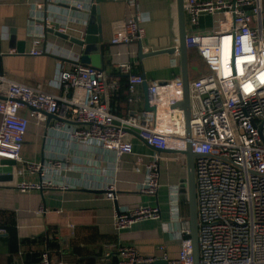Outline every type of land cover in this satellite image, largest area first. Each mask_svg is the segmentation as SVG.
I'll return each mask as SVG.
<instances>
[{"label":"crops","instance_id":"0c3cea01","mask_svg":"<svg viewBox=\"0 0 264 264\" xmlns=\"http://www.w3.org/2000/svg\"><path fill=\"white\" fill-rule=\"evenodd\" d=\"M32 1L44 4L46 15L51 19L67 12L72 16L79 14L61 4L53 5V0ZM131 1L106 0L101 5L100 61L109 75L105 101L113 112L120 107L121 103L116 97L121 88L119 85L114 87L116 80L113 79L119 65H131L140 75L145 66L151 88L149 103L144 85L137 84V102L131 104L129 101L130 110L126 117H130L131 110L148 113L156 117L155 123L160 131L186 135L181 57L175 61L174 54H163L142 59L143 47L149 49V52L144 51L146 54L174 49L178 45L177 0H138L142 24L148 37L143 44H124L119 38L133 8ZM193 1L186 0V3L189 5ZM20 4L21 0L0 1V46L5 53L0 61V73L16 83L32 87L42 85L52 95L82 101V90L68 89L66 86L64 73L68 64L65 65L64 60L54 55L74 52L81 55L84 63L94 66L93 56L86 53V45L81 46L50 33L41 48L44 51L55 49V53L49 52L41 57L31 55L34 47L30 35L33 12L30 8L27 12V7ZM255 8L264 11V0H255V5L247 8L249 19H255ZM90 23L91 16L73 23L70 38L84 41ZM246 27L245 21L238 20L230 13L203 15L201 24L189 31L191 81L216 72L226 79V84L223 81L221 85L227 94L233 92L235 83L242 86L240 96L263 87L264 54L250 42ZM235 34L238 38L237 77L232 68ZM153 81L157 82V87L153 86ZM7 92L6 86L0 87V96L6 97ZM0 102V135L7 136L0 140V149L13 154L8 160L18 161L14 168V181L0 180V211L16 214L19 240L24 241L17 254L4 239L8 234L0 237V264L33 263L36 257L42 260L47 251L51 253L53 264H120L119 249L126 246L135 247L144 257L162 258L160 250L166 247L171 260H181L186 254L193 259V237L184 228L185 223L192 225L190 190L183 189V183L189 178L185 141H171L168 151L160 153L148 144L146 136L142 135V139L128 133L123 160L118 163L116 152L105 150L95 143L84 144L72 140L69 131L83 128L82 125L56 116L53 118L46 113L38 118L33 115L37 109L31 106ZM148 107L154 110L148 112ZM158 156H161V188L156 200L144 196L142 188L149 177L147 166ZM28 164L42 168L19 173L20 168ZM22 182L39 185L53 182L56 188L23 193L18 188ZM115 182L120 190L117 203L119 212L158 202L162 219L158 222H140L129 232L119 233L113 226L114 212L106 200L105 191V187ZM48 209L98 210L99 222H74L71 223L76 224L73 229L62 223L49 226L43 212ZM67 232L71 234L66 235ZM41 238H44V242H40ZM52 244L56 247H51Z\"/></svg>","mask_w":264,"mask_h":264},{"label":"built area","instance_id":"2783aa9c","mask_svg":"<svg viewBox=\"0 0 264 264\" xmlns=\"http://www.w3.org/2000/svg\"><path fill=\"white\" fill-rule=\"evenodd\" d=\"M21 2L20 5L27 7V12L28 8L33 12L30 35L34 47L30 54L35 57L48 55L55 50L44 51L41 48L42 43L51 35L49 30L70 36L73 30L71 25L90 17L97 4L96 0H53V5L61 4L74 13L78 11L81 17L67 12L51 19L46 15L44 4L32 0ZM130 4L133 8L124 23L119 41L124 44H143L148 32L142 24L138 0H133ZM253 5L255 0H195L187 5L189 31L201 24L205 14L230 13L246 22L250 42L264 54V11L255 8V19H249L247 8ZM177 42L173 55L175 61L182 55L180 39ZM145 50L149 52L148 48ZM4 56L0 46V61ZM54 56L64 60L65 65L68 64L64 73L66 86L68 89L82 90V101L57 97L48 93L42 85L32 87L16 83L0 73V87H7V97L21 100L37 109L33 115L38 118L47 113L82 125L83 128L69 131L72 140L84 144L95 143L105 150L114 151L117 153L118 163L123 160L128 128L139 130L141 135L146 136L148 144L158 151L168 150L171 141L183 140L187 143L186 135L160 131L154 115L131 110L129 118L118 117L105 101L108 95V73L84 63L81 55L74 52ZM118 73L130 78L133 96L130 103L135 104L138 97L136 85L142 83L140 74L135 73L133 66L128 64L119 65ZM224 80L226 81L220 73L214 72L201 75L192 82L191 142L194 151L199 154L196 160V178L201 264H264V86L242 98V86L239 83L233 84V92L227 94L221 85ZM152 84L158 86L155 81ZM114 87H118V81ZM3 137L7 136L0 135V140ZM12 157V153L0 149V167L3 159ZM160 161L161 156H158L147 166L149 177L142 188L144 196L156 200L161 188ZM41 168L40 165L28 164L20 168L19 173L38 171ZM18 188L26 193L56 187L53 182L41 185L22 182ZM105 191L106 200L114 212L113 226L119 233L129 232L140 222H158L162 219L158 202L137 205L126 212H119L117 203L120 190L117 182L105 187ZM43 212L49 226L62 223L73 229L76 224L71 223L74 222H99L98 210L48 209ZM184 228L185 232L192 234L190 223H185ZM7 234L8 229L0 225V237ZM160 251L162 258L144 257L135 247H122L119 249L120 264H156L159 260L170 264H193L191 255L186 254L181 260H171L166 247H162ZM35 264H53L50 251L45 252L42 260Z\"/></svg>","mask_w":264,"mask_h":264},{"label":"water","instance_id":"95a60500","mask_svg":"<svg viewBox=\"0 0 264 264\" xmlns=\"http://www.w3.org/2000/svg\"><path fill=\"white\" fill-rule=\"evenodd\" d=\"M106 0H96L97 4L94 6L92 15H91V25L88 30L85 41H81L75 38H70L69 35H64L56 33L53 30H49L50 33H55L56 36L63 38L65 40H70L73 43H77L81 46L86 45V53L93 56L94 66L100 69L101 71L107 73V70L102 66V61H100L102 53V16H101V5ZM178 3V14H179V29H180V50H181V64H182V75H183V104L185 112V124H186V138H187V151L185 154L189 162V178L183 183V189L186 191L188 188L190 190V200L192 206V237H193V264H201V248H200V224H199V211H198V186L196 178V160L199 157L194 151L193 143L191 139L193 138L192 133V115H193V105H192V81H191V70H190V41H189V28H188V16H187V3L186 0H177ZM237 47H238V38L237 34L234 36L233 41V53H232V68L234 76H238L237 72ZM175 49H168L162 51H153L151 53L144 54V47L142 48V59L155 57L158 55L168 54L173 55ZM20 54V53H19ZM46 56V55H44ZM142 79V84L144 85V90L147 97V102L150 100V83L148 82V76L146 67L140 75ZM1 101L16 102L20 104L27 105L29 104L17 100L11 99L9 97L0 96ZM154 109L148 107L147 111L151 112ZM47 114V113H46ZM50 115V114H49ZM54 118L55 116L52 115ZM58 118V117H56ZM128 133L134 134L142 139H144L139 130L133 128L127 129ZM166 151H159L160 153H165ZM17 166V162L13 160H2L0 167V180L2 182H12L14 181V168ZM71 232H67L66 235H70ZM156 264H170L167 261L159 260Z\"/></svg>","mask_w":264,"mask_h":264},{"label":"trees","instance_id":"16d2710c","mask_svg":"<svg viewBox=\"0 0 264 264\" xmlns=\"http://www.w3.org/2000/svg\"><path fill=\"white\" fill-rule=\"evenodd\" d=\"M114 76V77H113ZM113 79L118 81V85L120 86V91L118 93V96L116 97V100L119 101L120 107L119 109L114 113L118 116L124 119H127L128 110H130L129 107V101L131 98V80L128 76L122 75L120 73L113 74ZM113 79H109V81H112ZM0 225L8 229V236L4 238L8 243L11 245L15 253L20 252V246L21 244L24 245V241L19 240V231L16 223V214L9 211H0ZM27 242V241H26ZM25 242V243H26ZM40 242H44V238L40 239ZM51 247H56L55 244H52ZM41 260L36 257L35 261L33 263L40 262ZM32 262L28 264H33Z\"/></svg>","mask_w":264,"mask_h":264},{"label":"rangeland","instance_id":"374dc122","mask_svg":"<svg viewBox=\"0 0 264 264\" xmlns=\"http://www.w3.org/2000/svg\"><path fill=\"white\" fill-rule=\"evenodd\" d=\"M241 97L243 98V94H241Z\"/></svg>","mask_w":264,"mask_h":264}]
</instances>
